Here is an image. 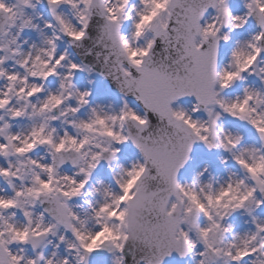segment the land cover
Listing matches in <instances>:
<instances>
[{"label":"snow or ice","instance_id":"snow-or-ice-1","mask_svg":"<svg viewBox=\"0 0 264 264\" xmlns=\"http://www.w3.org/2000/svg\"><path fill=\"white\" fill-rule=\"evenodd\" d=\"M0 264H264V0H0Z\"/></svg>","mask_w":264,"mask_h":264}]
</instances>
